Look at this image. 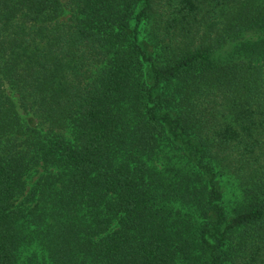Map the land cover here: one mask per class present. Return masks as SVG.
Segmentation results:
<instances>
[{
	"label": "trees",
	"instance_id": "16d2710c",
	"mask_svg": "<svg viewBox=\"0 0 264 264\" xmlns=\"http://www.w3.org/2000/svg\"><path fill=\"white\" fill-rule=\"evenodd\" d=\"M29 238L27 264H264V0H0V264Z\"/></svg>",
	"mask_w": 264,
	"mask_h": 264
},
{
	"label": "rangeland",
	"instance_id": "374dc122",
	"mask_svg": "<svg viewBox=\"0 0 264 264\" xmlns=\"http://www.w3.org/2000/svg\"><path fill=\"white\" fill-rule=\"evenodd\" d=\"M68 16L69 14H67L65 18ZM25 117L27 119H32V114H25ZM49 174V172L46 174L43 164L36 165L30 173H28L26 177L25 192L19 197L18 201V203L20 202V204H23L24 207L27 208V211H30L36 205L37 199L42 195L43 188H53L58 186V184L52 185L53 181L51 182V179L48 178L51 177ZM29 228L31 230L35 229L32 225H29ZM31 241V238H29L27 244H24L21 247L18 255V264H27L29 262L43 263L48 259L47 250L40 242V239L35 238L32 242ZM48 261L51 262L50 259H48Z\"/></svg>",
	"mask_w": 264,
	"mask_h": 264
}]
</instances>
